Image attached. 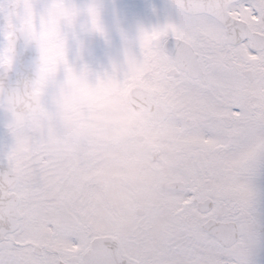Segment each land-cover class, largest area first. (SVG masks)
Listing matches in <instances>:
<instances>
[{"label":"snow or ice","instance_id":"obj_1","mask_svg":"<svg viewBox=\"0 0 264 264\" xmlns=\"http://www.w3.org/2000/svg\"><path fill=\"white\" fill-rule=\"evenodd\" d=\"M174 3L149 37L153 87L126 97L138 130L167 132L153 163L129 142L133 174L95 184L7 165L0 264H264V0Z\"/></svg>","mask_w":264,"mask_h":264},{"label":"clouds","instance_id":"obj_2","mask_svg":"<svg viewBox=\"0 0 264 264\" xmlns=\"http://www.w3.org/2000/svg\"><path fill=\"white\" fill-rule=\"evenodd\" d=\"M40 7L17 14L12 0H0V126L18 145L25 132L72 165L84 145L107 150L134 142L142 165L153 163L167 132L138 126L140 112L127 103L129 89L153 87L146 57L151 33L121 19L116 0H33ZM113 17L111 25L105 16ZM18 24L11 30L5 24ZM119 38L117 43L114 39ZM102 40L100 59L90 39ZM25 54H30L25 60ZM133 174L122 164L113 166Z\"/></svg>","mask_w":264,"mask_h":264},{"label":"rangeland","instance_id":"obj_3","mask_svg":"<svg viewBox=\"0 0 264 264\" xmlns=\"http://www.w3.org/2000/svg\"><path fill=\"white\" fill-rule=\"evenodd\" d=\"M18 5L19 8L17 9V14H25L28 12L29 9H32L33 12L40 7L39 4L34 3L33 0H16V4ZM116 11L119 13V16L121 19H124L128 22L129 25L135 26L137 25L134 23V21L139 20V17H131V14L133 11L130 10L131 7L135 9V11H139L138 15L143 17L139 21L142 23V25L147 24V28L152 30L155 28L159 27H164L169 23H174L178 21V13L177 10L172 7L169 3L168 0H116V3L114 5ZM126 11H129V13L126 14ZM156 12V20L154 21L152 13ZM132 15H137L132 14ZM113 17L109 14L105 16V22L108 25H111ZM14 24L12 23H7L5 24V28L8 29L9 27L13 26ZM116 42H119V38L115 37L114 38ZM90 47L95 50L96 53V58L100 59L103 55L104 52V43L102 40L92 38L89 41ZM5 45L4 37H3V32L0 30V49H2ZM3 128V127H2ZM3 137H4V154H9L11 157L14 155L16 156L17 153L24 154V156H28V154H31V147L32 143L38 139V144H45L44 143V138L37 132L27 130L25 132V137L27 140L26 146H20L17 144V142L9 135H7L5 129L3 128ZM47 147V145H46ZM86 147V152L84 151L83 154L86 155H92L93 152L97 151L99 157H103L102 163L103 165L112 158L111 155H113V166L116 164H122L126 167L128 165L123 159H120L117 155H115V150H107L104 149L103 147H96L93 148L92 146L84 145L82 148ZM6 152V153H5ZM44 154H49V160H50V155H56L53 151L50 149H44ZM58 156V155H57ZM54 158V157H53ZM58 158V157H57ZM56 159V158H54ZM61 162L59 163V170H56L55 173L59 172L60 175H63L62 172V166L60 165ZM20 165V162H19ZM105 166V165H104ZM103 170V169H102ZM61 171V172H60ZM110 171H102V173L99 175V177L102 179L105 177V175H110ZM120 174H126L128 176H131L132 174L125 172L124 169L122 168L120 171H115L113 167V177L118 176ZM57 175V174H56ZM59 175V174H58Z\"/></svg>","mask_w":264,"mask_h":264},{"label":"flooded vegetation","instance_id":"obj_4","mask_svg":"<svg viewBox=\"0 0 264 264\" xmlns=\"http://www.w3.org/2000/svg\"><path fill=\"white\" fill-rule=\"evenodd\" d=\"M177 13H178V11H177ZM34 149L36 152L33 156L34 157L33 167L35 168L39 161L44 160L46 155H42V159H39L38 155H40V154H38V152L41 151L40 145L35 144ZM84 151L86 152V147L82 148L81 151L78 153L77 158L79 159L80 162L77 165H72L71 163L68 162L67 159L61 157V163L63 165V166L61 165L62 169H63L62 172H63V174L66 171L77 172L80 174V177L84 183L95 184V183H97L98 180L101 179L99 177V175L101 174V170H100L101 169V164H100L101 159H100L97 151L93 152V156L83 154ZM1 152H2V149L0 148V158H2ZM112 159H113V155H112ZM54 162H56L57 165L59 164V160H55ZM55 174L58 175L60 173L57 172ZM111 176L113 177V160L111 161Z\"/></svg>","mask_w":264,"mask_h":264},{"label":"water","instance_id":"obj_5","mask_svg":"<svg viewBox=\"0 0 264 264\" xmlns=\"http://www.w3.org/2000/svg\"><path fill=\"white\" fill-rule=\"evenodd\" d=\"M171 2L173 3V4H175L174 3V0H171ZM18 27H20V25L18 26ZM18 27H14V28H12L11 30H14V29H16V28H18ZM11 35V34H10ZM175 47V41H174V39H170L168 42H167V44H166V50L168 51V52H170L171 54H174V51H173V48ZM29 55L30 54H25V57H24V59L25 60H27V59H29ZM7 165H8V167H9V164H8V162H6V161H4L3 163H0V172H2V171H6L7 170Z\"/></svg>","mask_w":264,"mask_h":264}]
</instances>
